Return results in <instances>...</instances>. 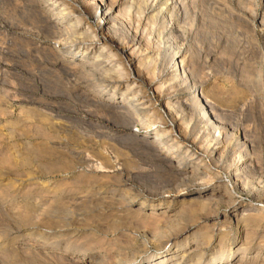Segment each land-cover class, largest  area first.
I'll return each instance as SVG.
<instances>
[{
    "label": "rangeland",
    "instance_id": "1",
    "mask_svg": "<svg viewBox=\"0 0 264 264\" xmlns=\"http://www.w3.org/2000/svg\"><path fill=\"white\" fill-rule=\"evenodd\" d=\"M47 1L0 0V264H160L172 248L166 241L173 237L162 230L169 223L185 226L203 221L205 214L226 213L229 203L217 200L220 192L234 193L245 214L264 208V0H103L107 10L117 5L111 20L100 19L102 10L84 13L74 24L79 13L62 14L61 30L55 31L35 21L38 9L52 14ZM90 2L77 0L76 6L84 9ZM65 7L71 11V5ZM99 21L105 26L103 35L114 36L127 53L133 52L135 70L125 63V70H119L116 56L100 62L59 56L82 45L104 49L101 36L90 40L101 35L94 33ZM74 27L80 30L78 37L70 34ZM79 35L84 39L76 42ZM174 49L182 50L185 62L175 66L179 76L170 80ZM157 57L155 76L149 78L146 73ZM140 61L147 69L138 68ZM182 67L189 79L180 74ZM139 73L146 84L135 87L142 90L134 93L137 103L157 99L158 111L146 104L121 115L115 104L102 103L110 91L120 98L131 95ZM198 94L216 106L212 115L225 132L221 145L212 140L214 124L206 129L194 108V101L200 103ZM168 101L175 105L171 111L166 110ZM164 111L169 112L163 119L167 123L173 118L182 124L175 133L178 146L171 150L177 158L209 163L219 147L217 154L225 151L223 165L195 175L177 173L124 142L128 127L153 136L162 125L146 118ZM188 115L194 117L187 128L183 119ZM99 152L112 168L100 165ZM239 153L244 167L231 171L226 166L237 164ZM79 157L84 161H76ZM204 169L210 172L203 174ZM217 186L219 193L213 190ZM128 205L142 207L141 214H130ZM165 207L172 221L157 214ZM221 219L215 236L229 231L226 244L233 251L240 225L233 219L222 227ZM257 230L264 234V220ZM226 244L204 247L216 258L214 264H222L218 255ZM260 244L237 262L264 264L262 253L257 254L264 252ZM163 264L175 263L169 259Z\"/></svg>",
    "mask_w": 264,
    "mask_h": 264
},
{
    "label": "bare ground",
    "instance_id": "2",
    "mask_svg": "<svg viewBox=\"0 0 264 264\" xmlns=\"http://www.w3.org/2000/svg\"><path fill=\"white\" fill-rule=\"evenodd\" d=\"M76 2H77V0H72L71 2H68L67 0H49V2L47 1L46 3L48 4L47 5L48 12H50L52 14L47 15L45 13L46 11H44L42 8L38 9L37 12L34 11L35 15L37 16V19L35 20L36 24L43 29H49L52 31L53 30L54 31L55 30H61L60 29V21H59L60 15L79 13L77 20L72 23V24H74V23H80L82 21L84 13L92 14L94 12H97V11L99 12L101 10H102V15L100 16V19L102 18V16H104L105 19H108V21H109V19L112 18L109 15V14H111L110 11L111 10L113 11L117 7V5L113 3V4H111L110 8L107 10L105 7V4L103 3V0H101V1L100 0H92V2H90V4L84 6V9H83V8H79L78 6H76ZM67 5H69V6L71 5V7H70L71 11H69L70 9L69 10L67 9L68 7H65ZM34 10H35V8H34ZM80 27H82V25ZM94 27H95L94 33L99 32V33H101V35L98 33H95L96 35L94 37H91L90 40L96 38L98 35H99V37L101 36L100 41H103V43H105L104 49H102L98 52V51H95L94 49H89L90 47L88 48V47H85L83 45L81 46L80 45L81 42H78L79 46H81V47L70 49V51L63 50L61 52V55H59V56H61L62 58H66V59H68L70 56H73L72 58H75L79 62H83L84 59H89L90 62H97V61L100 62L99 59L102 57L116 56L113 58H116L117 62H119V64L117 65L119 70H122V71L125 70V67H123L124 63H125V65H128V67H130V69L135 70L134 67H132L133 66V62H132L133 61V58H132L133 52H130V54L127 53V52H129V51H127L128 49H125L124 48L125 46L123 47L121 45H118L115 42L116 40L113 39L114 36L109 37L108 35H103L104 34L103 30H104L105 26L101 24V21L94 23ZM92 29H94V28H92ZM72 30H73L72 31L73 33H70L71 36H73L74 34L77 36L76 33H79V31H80V30H76L75 27L72 28ZM87 31H88V29H87ZM77 37H75L76 42L78 40L81 41L84 39V38L81 39L82 36L80 37V35H79V38H77ZM86 38L87 37H85L84 41L89 39V38L88 39H86ZM90 40H88V41H90ZM111 50H112V52H111L112 54L108 53ZM57 53H60V52L58 51ZM174 55L176 56L173 59L174 64L168 70L169 73L171 74L170 80L176 79L177 76H179L178 73H175V71L178 67H181V63L183 64L185 62V60L182 57L183 55H182L181 49H179V50L174 49ZM155 60H156L155 66L151 70H148V72L146 73V74H148L149 78L150 77L154 78V76H155L156 68H157L156 64L158 61V57ZM188 62L190 63V61H188ZM139 63L140 64H139L138 68H140V66H141V68L144 67L145 69H147L148 64H146L145 62H142V61H140ZM83 65H85V64H83ZM176 65H177V68H175ZM136 68H137V66H136ZM142 70H143V68H142ZM186 73H188V72H186V68L182 67L180 74L182 76H185L187 79L188 77H187ZM140 74L141 73L137 74V75H139L138 79L140 78V81H135L136 85L133 88L141 87V86H143V84H146L145 79L143 78V76H140ZM177 82H176V84H177ZM193 87H195V86L193 85ZM137 89H138V91H137ZM137 89L135 88V89L131 90L130 93L132 96L129 95L127 92L126 94H124L123 98H120L119 96L111 95L114 92L110 91V94L104 100H102L103 101L102 103H106L108 105L109 104L110 105L115 104L119 108L120 111L119 110L118 111L121 113V115L122 114L131 115L133 112L132 107H135L137 105H146V104L147 105L149 104L147 106V108H149L150 106H153L152 108L155 112V110H157V106H155V103L158 100L157 99H149V100H146L144 102L143 101L144 99H143L142 100L143 102L137 103L138 100H136V98L139 95L137 96L134 93L135 92L136 93L142 92V90H140V88H137ZM96 95H98V94H95L94 96H96ZM141 97H143V96H141ZM197 99H198V101L200 100V103H197L194 101L193 105H194V108L196 109V111L198 113V116L200 115V117L202 118L201 120H203V122L206 123V129L212 128V125L214 124V126H213L214 127L213 128L214 133L211 131L212 130L211 129L210 132H212V135L211 134L210 135L212 137H214V139H212V140H215V142L220 144L221 138H223V136L225 137V135H224L225 132H224V126L222 125V122L220 120L214 118L215 113L213 112V110L216 106L214 107V104L208 100H206L205 102L201 101L200 94H198ZM121 102H122V104H125V105H120ZM166 104H167V108H168V109H166L167 111L168 110L171 111L175 107V105L173 104V102L171 103V101H168ZM201 108H203V112L201 111ZM167 111L166 112L164 111L162 114L158 113L159 114L158 118L157 117L154 118L150 114H149L150 116L148 115V117L146 118V121L150 124L159 122L162 125L161 128H159L156 132H154L153 136H150L151 132L149 130L143 131L144 134H139L141 132L138 129L131 128V127L127 126L128 128H124V131H125L124 136L125 137L124 138L122 137L124 142L125 143L126 142L132 143V144H134L135 147L143 149L144 152H142V153H144L146 156L151 157V158L155 159L157 162L170 167V169H172L173 172H177V173H190V174L192 173L193 175H195L194 172L199 171L202 168H209L210 169L212 165L218 164V167H219V164L223 165V163H224L223 158H224L225 151H224V153L217 154L219 152V147L211 152L209 163L204 161V160H201L200 162H192L191 163V162L184 161L185 158H183V157L177 158L176 152H172L171 150H172V148H175L178 146L174 142V141H177L176 140L177 138L175 139V137H176L175 133L177 132L178 129L182 128V124H181V122L178 121V119H173V118L171 119L170 118L169 123H167V121L163 120V119H165V117H168V118L170 117L169 112H167ZM117 113L118 112H116V114ZM212 114H214V115H212ZM192 116L193 115H190V116L188 115V117H186V118L184 117V119H183V121H185L184 123H185V126L187 128L191 124L190 122L194 117V116L193 117ZM129 118H131V117H129ZM124 126H121V127H124ZM167 127H169L170 129H167ZM137 136H139L138 139L136 138ZM182 138H184V137H182ZM165 139H167L166 142H165ZM185 139L188 140V138H186V137L182 140L185 141ZM169 142H172V144H168ZM217 143H216V145H217ZM209 154L207 155V157L209 156ZM96 156H97L98 160L100 161V165L102 167L112 168L113 165L112 166L110 165L108 158L106 157V155L103 152H99L98 154H96ZM242 157H243V155L239 153L237 156V158H238L237 164H235V162H234L235 160H233L234 163L233 164L229 163V164H227L226 167L228 169H231V171L235 170L236 172L237 171L239 172L241 170V166L244 164L242 162L243 161ZM81 159H82L81 157L76 158V161L81 163L84 161V158H83V161ZM243 167H244V165H243ZM207 171L210 172V170H207V169H204V171L202 170L203 174H206ZM237 177H238V175H237ZM231 185L235 187L234 184H231ZM213 190L218 191V193H219V191H222L219 186H217ZM218 195L219 196L217 197V200L218 199L227 200V202L229 203L227 206L226 213L219 214V215H215V214L210 215L211 213L208 215L205 214V216L202 218L203 221H197V222L195 221V223L190 224V225H185V226H181V225L179 226V224L177 226V225H174L173 223L172 224L169 223L170 225L167 228L162 230L161 233H163V234H167V233L170 234L171 233L173 237H169L166 241V245L170 244V246H172V248L167 254L160 257V259H159V261H161L160 264L165 263L169 259L170 260L173 259L175 264H201L202 262H204L206 264H214L215 263L214 261L216 258L214 257L213 254H210V253H207L206 251H204V247L205 246H211L212 247L215 243L217 245L219 243L222 246V244L227 243V241L230 237V232L228 230H227L228 232L223 231V230H220V231L218 230L219 232H218V236L216 238V236H215V226H216L215 223H216V220H219V218H222L221 219L222 223H223L222 227H225V224L230 223L233 219H237V224L240 225L241 231H240V237L237 240H235V246H236L235 250H233V251L231 250V246L229 245V242H228V244L224 245V247L219 250V255H218L219 261L218 262H220L222 264H233V263L235 264V262L239 261L241 263L247 257L246 253H248L247 252L248 250L252 249L255 245H258L260 243H261L260 245L264 246V234L259 235L260 229L257 230V228L260 226L261 221L264 220V208L263 207L261 208L263 211L260 209H255V210H250L248 213L245 214L244 213L245 209H242L243 206L239 207L236 204V197L234 196V193L226 191V192H220V194H218ZM134 201L135 200H131L129 203H132ZM201 201L202 200H200V203H199L200 206H204V203H202ZM194 202L198 203L199 200H194ZM143 204L144 203H142V205ZM190 204H194L192 200L190 201ZM156 206H157L156 202H152L150 204V209H154ZM132 208H133L132 205H128V207H127V210L130 214H132L133 216H138L141 214L142 207L136 208L134 210ZM203 209H204L203 207H199L200 211ZM241 212H242V214H241ZM157 214H159V216H161L162 219H168V221H172V214H170V211H168V209L166 207L164 209H161L160 212H157ZM158 218H160V217H158ZM160 222H162V220ZM201 223H203L202 227H201ZM198 227H200V228H198ZM173 229H174V233H173ZM195 234H199V236L202 237L201 240H193V237H196V236H194ZM11 245H13V244H11ZM237 251H240L242 255L239 256V254H238V256L235 258V253ZM259 253H262L261 257H264V252H262V250L257 252V254H259ZM82 255H86V253L84 252V253H82ZM255 257L256 256H253V258H255ZM225 261H227V263H225ZM85 262H86L85 264H90V260H85ZM147 264H151V262H148ZM237 264H239V263L237 262Z\"/></svg>",
    "mask_w": 264,
    "mask_h": 264
}]
</instances>
